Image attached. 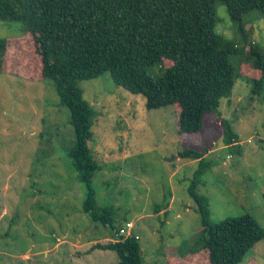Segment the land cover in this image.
<instances>
[{
	"label": "rangeland",
	"instance_id": "rangeland-1",
	"mask_svg": "<svg viewBox=\"0 0 264 264\" xmlns=\"http://www.w3.org/2000/svg\"><path fill=\"white\" fill-rule=\"evenodd\" d=\"M215 11L219 31L237 43L226 7L218 3ZM243 21L245 50L256 42L264 53V16L253 9ZM3 38L0 264H119L114 249L97 246L113 241V232L82 210L83 185L68 155L73 125L41 76L32 35L18 22L0 20ZM231 59L237 66L232 95L205 115L195 133L179 130L178 104L147 109L141 94L113 84L107 74L77 82L95 110L90 144L101 165L92 178L96 202L112 205L122 226L131 223L146 264H207L205 252L199 253L200 215L188 194L197 169L195 190L207 198L212 221L249 213L264 229V88L252 94L250 83L260 70L236 53ZM171 64L166 58L147 72L159 76ZM223 118L238 135L233 144L239 154L228 151ZM185 149L203 152L208 167L178 156ZM239 264H264V238Z\"/></svg>",
	"mask_w": 264,
	"mask_h": 264
},
{
	"label": "trees",
	"instance_id": "trees-1",
	"mask_svg": "<svg viewBox=\"0 0 264 264\" xmlns=\"http://www.w3.org/2000/svg\"><path fill=\"white\" fill-rule=\"evenodd\" d=\"M218 3L235 24L237 43L217 28ZM253 9L264 16V0H0V20L18 22L24 34L32 35L41 76L69 111L74 142L68 155L83 185L82 210L92 221L109 227L111 234L122 226L112 205L96 202L92 178L101 165L90 144L95 110L77 82L107 74L113 84L141 94L147 109L178 104L179 130L200 132L205 115L218 112L220 100L232 95L237 66L231 54L260 70V77L250 83L252 94L264 88V53L256 42H250L247 51L242 44L247 38L243 15ZM7 47V40L0 39V71L5 70ZM166 58L172 64L161 75L147 72L148 66ZM222 125L228 151L239 154L233 144L238 135L227 119ZM178 156L209 165L203 152L194 149L181 150ZM200 172L196 170L188 188L201 220L199 253L205 252L207 264H239L264 238V229L249 213L212 221L207 198L195 190ZM161 205L156 204L155 211ZM97 246L114 249L119 264H146L132 232Z\"/></svg>",
	"mask_w": 264,
	"mask_h": 264
},
{
	"label": "built area",
	"instance_id": "built-area-1",
	"mask_svg": "<svg viewBox=\"0 0 264 264\" xmlns=\"http://www.w3.org/2000/svg\"><path fill=\"white\" fill-rule=\"evenodd\" d=\"M129 234H131V223L130 222H126V224L122 227H120L115 233H114V237L112 240H116L119 238V236L124 235V236H128Z\"/></svg>",
	"mask_w": 264,
	"mask_h": 264
},
{
	"label": "clouds",
	"instance_id": "clouds-1",
	"mask_svg": "<svg viewBox=\"0 0 264 264\" xmlns=\"http://www.w3.org/2000/svg\"><path fill=\"white\" fill-rule=\"evenodd\" d=\"M113 236H114V234H113ZM117 240V239H116ZM116 240H113V241H116Z\"/></svg>",
	"mask_w": 264,
	"mask_h": 264
}]
</instances>
